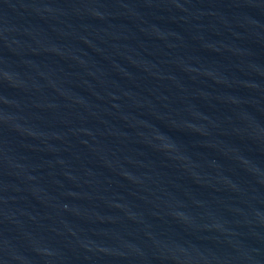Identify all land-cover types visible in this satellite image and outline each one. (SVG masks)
Here are the masks:
<instances>
[{"label": "water", "instance_id": "95a60500", "mask_svg": "<svg viewBox=\"0 0 264 264\" xmlns=\"http://www.w3.org/2000/svg\"><path fill=\"white\" fill-rule=\"evenodd\" d=\"M0 264H264V0H0Z\"/></svg>", "mask_w": 264, "mask_h": 264}]
</instances>
